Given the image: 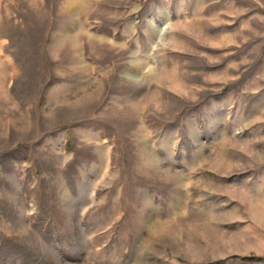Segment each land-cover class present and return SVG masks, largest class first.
<instances>
[{
    "label": "rangeland",
    "instance_id": "374dc122",
    "mask_svg": "<svg viewBox=\"0 0 264 264\" xmlns=\"http://www.w3.org/2000/svg\"><path fill=\"white\" fill-rule=\"evenodd\" d=\"M0 264H264V0H0Z\"/></svg>",
    "mask_w": 264,
    "mask_h": 264
}]
</instances>
